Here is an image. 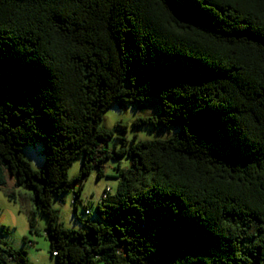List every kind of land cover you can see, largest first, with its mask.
<instances>
[{
  "label": "trees",
  "instance_id": "obj_1",
  "mask_svg": "<svg viewBox=\"0 0 264 264\" xmlns=\"http://www.w3.org/2000/svg\"><path fill=\"white\" fill-rule=\"evenodd\" d=\"M150 99L158 116L129 124L177 134L108 150L106 108ZM35 144L39 169L19 153ZM122 156L97 222L64 227L52 197L71 191L77 218L87 176ZM8 176L45 217L55 264H264V0H0V189L14 202ZM0 264L30 262L2 244Z\"/></svg>",
  "mask_w": 264,
  "mask_h": 264
},
{
  "label": "rangeland",
  "instance_id": "obj_2",
  "mask_svg": "<svg viewBox=\"0 0 264 264\" xmlns=\"http://www.w3.org/2000/svg\"><path fill=\"white\" fill-rule=\"evenodd\" d=\"M159 108L154 100H146L142 103H112L102 113L99 127L103 129H114L113 137L107 140L108 150L118 148L120 142L116 138H124L125 146L134 144L137 140L153 141L164 140L177 134L176 127L161 128L159 126H131L129 123L143 116L156 117ZM117 123L126 124L124 130L116 127ZM21 157L25 159L32 169L42 167L43 160L40 155V146L22 147L19 151ZM81 155L78 154L72 160L67 169L68 177L74 176L80 166ZM130 166V158L122 156L117 160H106L102 166L103 176L95 177V171H91L83 182L80 192L81 203L77 205L76 215H73L72 192L67 191L59 196L52 197V207L57 210L59 221L66 228L81 230V220L88 219L97 222L93 214V207L100 200L104 191L109 188L108 193L113 194L117 185V170L127 169ZM6 188L15 194V201H9L0 189V245L6 244L17 251L26 253L30 264H55V259L49 252V244L44 236L46 219L43 215L35 211L31 192L21 187L13 185V179L7 177ZM82 206L91 212L90 216L84 214ZM35 212V229L37 233L29 231L27 214ZM97 264H103L98 261Z\"/></svg>",
  "mask_w": 264,
  "mask_h": 264
},
{
  "label": "built area",
  "instance_id": "obj_3",
  "mask_svg": "<svg viewBox=\"0 0 264 264\" xmlns=\"http://www.w3.org/2000/svg\"><path fill=\"white\" fill-rule=\"evenodd\" d=\"M108 191H109V188H107V190L103 192V194L101 195V197H105V195L108 193Z\"/></svg>",
  "mask_w": 264,
  "mask_h": 264
},
{
  "label": "snow or ice",
  "instance_id": "obj_4",
  "mask_svg": "<svg viewBox=\"0 0 264 264\" xmlns=\"http://www.w3.org/2000/svg\"><path fill=\"white\" fill-rule=\"evenodd\" d=\"M0 183H2V180H0Z\"/></svg>",
  "mask_w": 264,
  "mask_h": 264
}]
</instances>
